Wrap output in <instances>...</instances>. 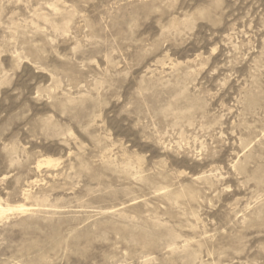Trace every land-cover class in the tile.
<instances>
[{
	"label": "rangeland",
	"instance_id": "1",
	"mask_svg": "<svg viewBox=\"0 0 264 264\" xmlns=\"http://www.w3.org/2000/svg\"><path fill=\"white\" fill-rule=\"evenodd\" d=\"M0 207V264H264V0H0Z\"/></svg>",
	"mask_w": 264,
	"mask_h": 264
},
{
	"label": "bare ground",
	"instance_id": "2",
	"mask_svg": "<svg viewBox=\"0 0 264 264\" xmlns=\"http://www.w3.org/2000/svg\"><path fill=\"white\" fill-rule=\"evenodd\" d=\"M6 210H4L3 208L0 207V212H5ZM11 211V210H10Z\"/></svg>",
	"mask_w": 264,
	"mask_h": 264
}]
</instances>
